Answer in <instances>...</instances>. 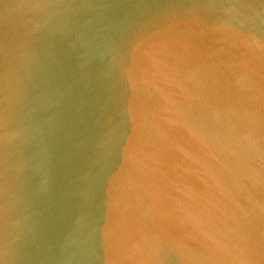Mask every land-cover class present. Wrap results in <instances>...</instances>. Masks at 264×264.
Returning a JSON list of instances; mask_svg holds the SVG:
<instances>
[{
    "label": "water",
    "instance_id": "1",
    "mask_svg": "<svg viewBox=\"0 0 264 264\" xmlns=\"http://www.w3.org/2000/svg\"><path fill=\"white\" fill-rule=\"evenodd\" d=\"M0 264H264V0H0Z\"/></svg>",
    "mask_w": 264,
    "mask_h": 264
}]
</instances>
